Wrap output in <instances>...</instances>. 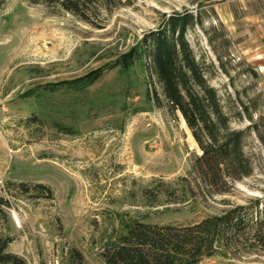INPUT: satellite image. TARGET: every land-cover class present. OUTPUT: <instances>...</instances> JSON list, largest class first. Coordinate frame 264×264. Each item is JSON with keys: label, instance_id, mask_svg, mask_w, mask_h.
Listing matches in <instances>:
<instances>
[{"label": "rangeland", "instance_id": "1", "mask_svg": "<svg viewBox=\"0 0 264 264\" xmlns=\"http://www.w3.org/2000/svg\"><path fill=\"white\" fill-rule=\"evenodd\" d=\"M187 13L199 22L190 46L215 65L210 84L246 106L264 137V0H136L104 12L102 29L58 7L0 0V233L13 239L9 252L27 264H76L77 249L84 264H105L104 243L128 222L190 225L262 197L264 146L250 132L251 177L228 195L162 205L161 182L188 177L201 151L180 113L147 100L149 88L164 101L156 78L138 62L71 85ZM200 264H264V253Z\"/></svg>", "mask_w": 264, "mask_h": 264}, {"label": "trees", "instance_id": "2", "mask_svg": "<svg viewBox=\"0 0 264 264\" xmlns=\"http://www.w3.org/2000/svg\"><path fill=\"white\" fill-rule=\"evenodd\" d=\"M135 1L31 0V4L58 7L93 28L102 29L104 12L111 13ZM195 23H199L198 17L192 13L172 15L163 26L147 32L113 65L71 83L90 86L107 68L128 71L138 62L144 63L147 78H156L164 101L156 90L149 88L147 100H154L158 107H166L171 114L180 113L201 151L194 157L188 177L173 183L161 182L164 206L187 204L198 195L211 199L230 194L236 183L251 177L255 171L254 160L246 149L250 132L258 133L264 146V137L248 108H238L237 100L230 95L223 98L210 84L215 65L199 60L186 37ZM246 116L250 126L235 129L233 124H239ZM37 188L46 187L38 185ZM3 203L8 206L6 201ZM151 204L155 206L159 202ZM12 242L11 237L0 233V264H27L24 258L9 252ZM258 252L264 253V193L248 205L195 224L161 226L128 222L123 234L104 243L102 257L105 264H200L205 259H230ZM70 258L76 264H84L83 255L77 249L70 251Z\"/></svg>", "mask_w": 264, "mask_h": 264}]
</instances>
